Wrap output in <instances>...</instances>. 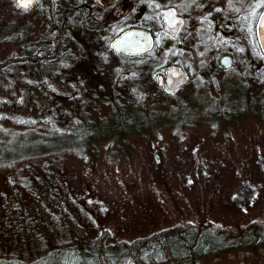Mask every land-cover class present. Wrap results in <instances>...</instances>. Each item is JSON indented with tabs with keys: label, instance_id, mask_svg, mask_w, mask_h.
<instances>
[{
	"label": "rangeland",
	"instance_id": "obj_1",
	"mask_svg": "<svg viewBox=\"0 0 264 264\" xmlns=\"http://www.w3.org/2000/svg\"><path fill=\"white\" fill-rule=\"evenodd\" d=\"M55 6L0 0V61L61 31L77 58L0 71V143L29 153L0 165V258L23 264L81 240L97 244L104 230L105 243L131 241L189 222L227 246L198 264H264V60L242 19L233 68L221 73L200 27L189 43L169 48L159 32L151 51L125 56L93 30H62ZM175 60L191 78L169 91L155 76ZM115 103L127 116L142 113L147 130L42 151L43 137H66L83 114L108 118Z\"/></svg>",
	"mask_w": 264,
	"mask_h": 264
},
{
	"label": "trees",
	"instance_id": "obj_2",
	"mask_svg": "<svg viewBox=\"0 0 264 264\" xmlns=\"http://www.w3.org/2000/svg\"><path fill=\"white\" fill-rule=\"evenodd\" d=\"M62 30L69 22H60ZM51 41V44L47 43ZM72 38L65 32L48 36L35 41V47L20 54L4 58L0 61V71L15 69L21 65L33 66L47 64L53 60H77L67 48ZM76 45V44H75ZM111 49V48H110ZM115 54V53H114ZM116 104V103H115ZM225 108V106H224ZM242 106H236V112L243 111ZM223 113L229 115L227 109ZM83 121L74 124L66 137H57V140L43 137L41 141L45 149L70 148L74 144L80 145L86 141L96 139L98 134L105 133L115 137L118 133L145 132L142 113L126 115L121 106L112 109L111 116L105 119L91 120L83 114ZM240 121L243 118H234ZM51 138V137H50ZM26 151L17 142L0 143V165L4 162L20 160L27 155ZM109 233L102 231L98 243L92 244L81 240L72 250L65 248H52L47 254L23 264H198L202 256L223 250L227 246L217 244L220 235L213 229L195 227L189 222L159 229L146 236H139L131 241L117 240L105 243ZM264 242V239L262 240ZM0 264L5 259L0 258Z\"/></svg>",
	"mask_w": 264,
	"mask_h": 264
},
{
	"label": "flooded vegetation",
	"instance_id": "obj_3",
	"mask_svg": "<svg viewBox=\"0 0 264 264\" xmlns=\"http://www.w3.org/2000/svg\"><path fill=\"white\" fill-rule=\"evenodd\" d=\"M55 3L54 17L59 22H69L75 24L76 29H88L94 31L96 36L108 38L109 47L111 41L120 35L123 31L129 29H143L152 36V47L146 52L138 55H128L122 52L113 53L125 56H139L151 51L155 46L156 35L159 32L166 33L170 41L169 48L174 47L175 41L186 43L191 37H194L195 30L200 27L199 33L205 35L204 47H207L205 53H208L217 61L215 70H229L233 67L234 55L233 49L236 47L238 39L239 21H243V27L249 28L252 34L254 44L264 60V51L259 45L257 37V23L261 12L264 10V0H247L245 8L238 9L231 0H51ZM37 0L35 1L34 8ZM232 8L235 10L230 9ZM242 19V21H241ZM167 20L172 21L173 26L168 25ZM161 22V29H156L157 24ZM225 24V25H224ZM247 25L248 27H245ZM247 33V32H246ZM222 35L230 40L229 48L222 49L218 37ZM205 39V38H204ZM189 43V42H188ZM212 44L210 47H208ZM227 43V42H226ZM235 46V47H234ZM218 53H217V52ZM229 56L230 65L224 66L221 59ZM179 60L172 61L166 66L176 64L186 72L188 76L187 83L181 85L177 91L187 85L191 78V70L188 66L178 63ZM180 62V61H179ZM158 73L165 76V70ZM223 72V71H222ZM221 72V73H222ZM157 83V81H156ZM165 87V85H159ZM166 88V87H165ZM167 89V88H166ZM168 90V89H167ZM171 91V90H170Z\"/></svg>",
	"mask_w": 264,
	"mask_h": 264
},
{
	"label": "water",
	"instance_id": "obj_4",
	"mask_svg": "<svg viewBox=\"0 0 264 264\" xmlns=\"http://www.w3.org/2000/svg\"><path fill=\"white\" fill-rule=\"evenodd\" d=\"M35 1L36 0H31V3L27 8L34 6ZM16 4L18 7L24 8L22 4L18 3V0H16ZM167 23L168 25L173 26L172 21L167 20ZM256 30L259 45L264 51V10L260 14ZM152 43V36L148 31L134 28L123 31L111 41L110 46L115 52H122L128 55H138L151 49ZM221 63L224 66H229V56L222 57ZM156 81L158 85L164 84L168 90L172 91L187 83L188 76L181 66L171 64L166 68L165 76L159 74L156 77Z\"/></svg>",
	"mask_w": 264,
	"mask_h": 264
},
{
	"label": "snow or ice",
	"instance_id": "obj_5",
	"mask_svg": "<svg viewBox=\"0 0 264 264\" xmlns=\"http://www.w3.org/2000/svg\"><path fill=\"white\" fill-rule=\"evenodd\" d=\"M18 3L22 4L24 8H27L30 5L31 0H18Z\"/></svg>",
	"mask_w": 264,
	"mask_h": 264
}]
</instances>
